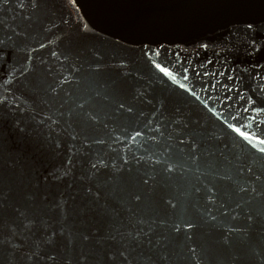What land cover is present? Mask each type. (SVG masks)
Masks as SVG:
<instances>
[{"label":"water","instance_id":"95a60500","mask_svg":"<svg viewBox=\"0 0 264 264\" xmlns=\"http://www.w3.org/2000/svg\"><path fill=\"white\" fill-rule=\"evenodd\" d=\"M260 124L264 0H0V264H264Z\"/></svg>","mask_w":264,"mask_h":264},{"label":"snow or ice","instance_id":"6c2138e0","mask_svg":"<svg viewBox=\"0 0 264 264\" xmlns=\"http://www.w3.org/2000/svg\"><path fill=\"white\" fill-rule=\"evenodd\" d=\"M248 28L250 29L251 25H249ZM79 107H83V105H79ZM245 112H247V109H245ZM252 119L255 120V117H252ZM259 126L262 129H264V124H260ZM227 127L231 129L232 132H234L239 137H241L243 141L247 142L252 149L257 150L261 154L260 157L261 171L258 173L254 172L253 166H249L247 168V172L245 173L244 168L241 167L238 170V176L236 177L232 175H222L219 176L218 178L220 180L231 181L234 184L236 194L239 196H242V194H246L252 198L259 197L264 199V138H262L261 135L259 134L254 135L250 132L243 131L239 127H234L233 125ZM134 131H135V135L130 136L131 142H135L137 137H140L142 135L141 131L139 130H134ZM116 140L117 141L120 140L119 136L116 137ZM253 141H255L256 143H252ZM181 143H183V141H181ZM257 144L261 146L258 149H257ZM193 152H195V149L193 150ZM143 159L144 157L141 156L138 158L137 162L139 163ZM149 159L151 160V166L153 168L160 166L161 171L168 176L173 175L176 172L177 168L181 167V165L178 164L176 161H173L166 157H157L155 159L149 157ZM128 163H129L128 160H124V165H127ZM93 167H95V165H93ZM196 179L199 180L200 177L197 176ZM143 182L144 184L147 185L149 181L146 179ZM214 187H215L214 185L209 186L207 184H204L203 186H200L194 184L187 190L185 195L187 197H191L193 195H200L201 193H203L204 196L206 197L205 209L210 213L212 208L217 205V199H218L217 193L213 190ZM137 199H139V197H137ZM250 202L251 201H245V203H250ZM168 203H170L172 208H176V204L171 203V201H169ZM241 207L242 205L240 203H237L236 208H241ZM219 209L223 210L222 214L224 216L229 215V210L223 202L219 204ZM231 211H235V209H231ZM237 218H238L237 216L232 217L233 220H236ZM247 218L251 220L252 219L251 214H249ZM212 219L215 220L216 217L213 216ZM184 223L186 224L185 233H187L189 229L193 228V224L189 221H185ZM175 227L177 232L181 230L179 225H176ZM232 230L233 229H229V231ZM133 239H136V237H133ZM192 251L195 252V249H192Z\"/></svg>","mask_w":264,"mask_h":264}]
</instances>
